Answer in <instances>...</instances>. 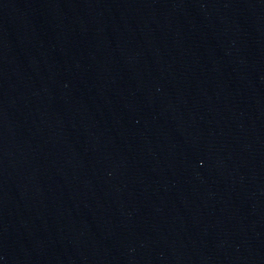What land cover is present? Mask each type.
Instances as JSON below:
<instances>
[{"label":"water","instance_id":"95a60500","mask_svg":"<svg viewBox=\"0 0 264 264\" xmlns=\"http://www.w3.org/2000/svg\"><path fill=\"white\" fill-rule=\"evenodd\" d=\"M0 264H264V0H0Z\"/></svg>","mask_w":264,"mask_h":264}]
</instances>
